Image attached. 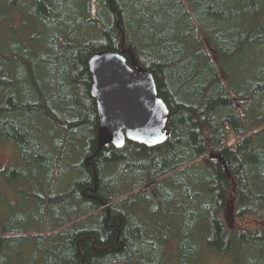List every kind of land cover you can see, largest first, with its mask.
Wrapping results in <instances>:
<instances>
[{"label": "trees", "instance_id": "16d2710c", "mask_svg": "<svg viewBox=\"0 0 264 264\" xmlns=\"http://www.w3.org/2000/svg\"><path fill=\"white\" fill-rule=\"evenodd\" d=\"M101 50L153 75L163 143L99 145ZM0 135L20 154L9 180L42 186L36 230L16 206L0 216V264H193L233 248L234 264H264V0H0ZM215 151L231 175L202 162Z\"/></svg>", "mask_w": 264, "mask_h": 264}, {"label": "water", "instance_id": "95a60500", "mask_svg": "<svg viewBox=\"0 0 264 264\" xmlns=\"http://www.w3.org/2000/svg\"><path fill=\"white\" fill-rule=\"evenodd\" d=\"M89 68L100 146L111 143L120 148L130 140L151 147L166 140L169 109L147 69L130 65L122 52L108 50L94 53Z\"/></svg>", "mask_w": 264, "mask_h": 264}, {"label": "rangeland", "instance_id": "374dc122", "mask_svg": "<svg viewBox=\"0 0 264 264\" xmlns=\"http://www.w3.org/2000/svg\"><path fill=\"white\" fill-rule=\"evenodd\" d=\"M241 67L244 68V65L240 64L239 69H241ZM235 100L236 104L241 108L248 98L235 97ZM19 156L20 154L18 151H15L12 145L0 135V216L2 218L7 217L11 214L14 206H16L17 226L28 231H34L39 226V222L36 219L39 218L41 216L40 213H42V208L36 202L35 197L42 194V186L33 182L29 176L22 177L16 182L9 180L8 176L11 170L17 165ZM201 160L205 165H211L213 161H219L226 174L231 175L232 173L231 169L223 163L216 151L204 156ZM143 192L144 194H150L154 200H159V195L154 191L153 187L146 188ZM142 207V210H144L145 206ZM137 209L140 210V207L137 206ZM235 209V195L231 192L227 198L226 208L222 212V218L225 224L230 228L234 226L235 219L233 217ZM45 210H47V214L53 217L54 211L52 208L50 209V206ZM21 216L25 219L22 223L19 220ZM148 218L151 223L155 224V217L148 213ZM246 224L248 227L252 228L257 226L259 222L252 218H247ZM160 232L162 233V231ZM163 247L164 257L171 258V256L175 254L174 250L176 249V245L174 240L166 242ZM236 251V248H233L228 253L217 254L203 250L198 254V259H196L195 262L193 261V264H234L233 256H235Z\"/></svg>", "mask_w": 264, "mask_h": 264}]
</instances>
